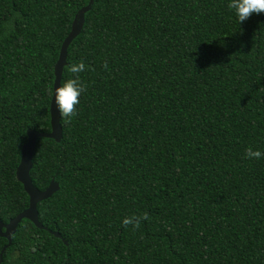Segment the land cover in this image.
Wrapping results in <instances>:
<instances>
[{"label": "trees", "instance_id": "16d2710c", "mask_svg": "<svg viewBox=\"0 0 264 264\" xmlns=\"http://www.w3.org/2000/svg\"><path fill=\"white\" fill-rule=\"evenodd\" d=\"M88 2L0 0L4 222L29 206L22 146L51 131L54 67ZM228 3L94 0L68 50L89 66L78 114L61 142L38 139L31 170L59 182L39 218L69 246L24 218L1 264H264V157H245L264 152V13L239 23Z\"/></svg>", "mask_w": 264, "mask_h": 264}, {"label": "water", "instance_id": "95a60500", "mask_svg": "<svg viewBox=\"0 0 264 264\" xmlns=\"http://www.w3.org/2000/svg\"><path fill=\"white\" fill-rule=\"evenodd\" d=\"M94 4V0H89L88 4L82 6L72 22L71 30L62 42L59 57L54 67V88L53 90L62 83L64 69L68 64V50L75 38H77L82 32L85 21L86 14L89 12ZM50 116H51V131H40L35 128L27 129V141L23 144L21 150L20 163L16 169V176L18 181H20L27 194L29 195V206L18 213L15 217L11 218L9 222H4L0 218V235L7 238L8 242L3 246L0 252V264L3 261V256L8 247L13 243V235L17 232L20 222L27 218L31 220L38 228L46 229L50 233L54 234L58 238H62L64 243L69 246V242L63 238L59 231H54L46 227L39 218L38 204L39 202L50 198L55 192L60 189V184L55 179H52L49 186L44 190L38 188L32 179L31 170L33 168V159L35 149L37 147L38 139L40 137L52 138L56 142H61L63 138V126L61 124V115L57 105L55 104V99L52 97L50 104Z\"/></svg>", "mask_w": 264, "mask_h": 264}, {"label": "clouds", "instance_id": "9594fccd", "mask_svg": "<svg viewBox=\"0 0 264 264\" xmlns=\"http://www.w3.org/2000/svg\"><path fill=\"white\" fill-rule=\"evenodd\" d=\"M227 7L235 12L239 23H243L254 13H264V0H229ZM103 66L107 69V62ZM88 68L89 66L83 60L71 63L67 66V71L72 74V77L63 81L54 90H49V94L55 99L60 115L65 118L66 122H71V119L78 114L77 105L80 103V96L87 89V86L80 79V73L88 70ZM245 157L259 160L264 157V152L258 149L254 150L249 146L245 150ZM147 219H149L147 212L132 214L123 218L122 225L125 228L131 226L132 231L135 232L141 227L142 221ZM114 259L118 260L119 257H114Z\"/></svg>", "mask_w": 264, "mask_h": 264}]
</instances>
